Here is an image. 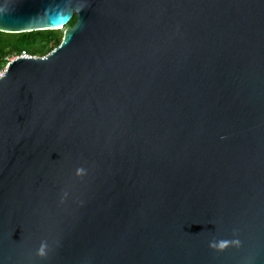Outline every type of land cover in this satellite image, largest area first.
Wrapping results in <instances>:
<instances>
[{
  "label": "water",
  "instance_id": "water-1",
  "mask_svg": "<svg viewBox=\"0 0 264 264\" xmlns=\"http://www.w3.org/2000/svg\"><path fill=\"white\" fill-rule=\"evenodd\" d=\"M61 30L0 76V264H264V0H0Z\"/></svg>",
  "mask_w": 264,
  "mask_h": 264
},
{
  "label": "trees",
  "instance_id": "trees-1",
  "mask_svg": "<svg viewBox=\"0 0 264 264\" xmlns=\"http://www.w3.org/2000/svg\"><path fill=\"white\" fill-rule=\"evenodd\" d=\"M74 21L71 23V25ZM63 38L62 31H41L24 34H5L0 32V65L9 56L18 57L25 51L31 57L45 56L44 49L31 48V45L49 46L53 51ZM43 44V45H42Z\"/></svg>",
  "mask_w": 264,
  "mask_h": 264
},
{
  "label": "rangeland",
  "instance_id": "rangeland-1",
  "mask_svg": "<svg viewBox=\"0 0 264 264\" xmlns=\"http://www.w3.org/2000/svg\"><path fill=\"white\" fill-rule=\"evenodd\" d=\"M62 31V33H63V30H61ZM43 45V44H42ZM40 45H31V48H39V49H44V51L45 52H47V54H49L48 53V51H50V49H49V46H42V47H39ZM46 56V55H45ZM34 57H44V56H34ZM12 58H14L13 56H9V57H7L3 62H2V64L0 65V74L1 73H4V71H5V69H6V66H7V64L12 60Z\"/></svg>",
  "mask_w": 264,
  "mask_h": 264
},
{
  "label": "clouds",
  "instance_id": "clouds-1",
  "mask_svg": "<svg viewBox=\"0 0 264 264\" xmlns=\"http://www.w3.org/2000/svg\"><path fill=\"white\" fill-rule=\"evenodd\" d=\"M236 243H238V241H237ZM209 246H210L211 248H219V249H223L224 247H226V243H225V242H221V243L217 244V242L212 241V242H210ZM43 253H44V247H43V245H42V246H41V249H40V254L43 255Z\"/></svg>",
  "mask_w": 264,
  "mask_h": 264
},
{
  "label": "built area",
  "instance_id": "built-area-1",
  "mask_svg": "<svg viewBox=\"0 0 264 264\" xmlns=\"http://www.w3.org/2000/svg\"><path fill=\"white\" fill-rule=\"evenodd\" d=\"M24 56H29V57H31V56L28 55L25 51H23V52L20 54V56H18V58H19V57H24ZM14 58H17V57H14ZM14 58H12V60H13ZM12 60H11V61H12ZM3 74H4V73H1L0 76L3 75Z\"/></svg>",
  "mask_w": 264,
  "mask_h": 264
}]
</instances>
